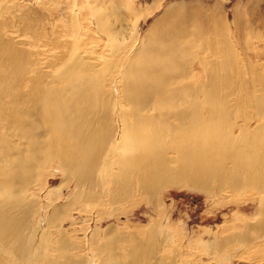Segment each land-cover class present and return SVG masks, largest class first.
Segmentation results:
<instances>
[{"label":"bare ground","instance_id":"6f19581e","mask_svg":"<svg viewBox=\"0 0 264 264\" xmlns=\"http://www.w3.org/2000/svg\"><path fill=\"white\" fill-rule=\"evenodd\" d=\"M164 2L156 0L148 13L136 6L137 0H87L82 6L79 0H64L67 38L45 43L57 55L45 64L55 66L52 75L37 71L27 77L28 51L0 30V120H8L11 129L0 143V264H174L161 256L159 245L175 249L179 237L168 231L160 238V219L154 229H143L145 239L117 226L104 232L95 228L87 242L97 245L102 237L105 244L94 246L86 262H76L68 251L81 247L78 240L69 231L50 232L49 227L67 219L62 216L74 207L72 198L88 203L90 184L107 185L108 200L117 203L132 194L157 200L163 189L179 185L231 198L256 197L261 206L255 225L241 215L235 221L264 231V68L246 60L241 64L215 13L210 14L215 24L205 30L181 5L183 12L176 4L168 6L141 41V24ZM35 16L33 12L31 18ZM210 31L223 42L221 49L214 38L216 44L209 48L205 33ZM83 44L101 64L88 62ZM198 48L212 54L201 59ZM195 61L207 73V82L192 86ZM106 82L118 87L112 99L104 91ZM251 121L258 125L252 128ZM55 161L64 167L66 179L48 199L75 180L77 191L54 218L46 216L47 224L29 232L33 205L25 196ZM236 234L213 247L202 235L192 239L191 248L210 246L221 259L217 264H225L230 241H251ZM213 237L212 243L218 239ZM117 242L127 246L118 252Z\"/></svg>","mask_w":264,"mask_h":264},{"label":"rangeland","instance_id":"374dc122","mask_svg":"<svg viewBox=\"0 0 264 264\" xmlns=\"http://www.w3.org/2000/svg\"><path fill=\"white\" fill-rule=\"evenodd\" d=\"M61 2H63V5L60 4ZM79 3L82 6L87 3V0H79ZM155 3L156 0H137L136 6L149 13L152 11ZM52 4L53 7H51ZM171 4H176L175 6L179 7H177V11L181 8L187 11V14L185 12L186 16L194 15V18L197 17L196 19L199 20L205 30L207 28L211 30L210 23L215 24L210 21V19L214 20L210 18V14L215 13L214 17L225 28L228 39L234 41L233 44H235L234 47L241 64L251 61L254 68L261 66L264 68V0H166L164 2V10L161 8L156 11L146 22L141 24V41L145 39L144 36L150 30L154 21L162 16L166 8ZM68 9L64 0H0V13L2 14H0V30L5 34L6 39H13L18 47L28 51L29 57L27 61L31 60V62L28 65L27 77H31L37 71L48 73V75L53 74L55 66H48L47 68L45 64L50 60L53 61L54 56L57 57V55H54L56 51L52 46L45 43L54 38H58L64 42L67 38L63 32L62 25L64 26L66 22L65 15L67 12L69 13ZM33 12L36 13L34 18L39 17L41 20L31 18ZM84 14L85 16L88 15L86 11ZM85 24H88L87 20H85ZM237 26H240L242 30H240V27L237 29ZM207 34L205 33L206 40L209 38L207 42H211L208 44L209 48L216 44L212 42L213 38L214 42H218L216 45L220 49L223 47V42L216 38V33L213 34L210 31V34ZM92 35V38H97L95 35ZM100 40L105 44V40ZM102 43L95 42L98 46L103 45ZM200 49L198 48V54L201 59L208 56L207 54H212L210 49L208 50L209 53L207 50H202L204 48ZM214 49L218 51L216 52L218 54L215 53L213 55L218 56L221 51L217 50L216 47ZM88 50L89 47L83 44L82 54L88 55V62L92 61L101 64L102 61L98 60L97 57L91 56ZM132 53H130L132 54L131 56L134 55V52ZM120 69L122 70V66L118 70L121 71ZM192 69L193 74L191 78L193 79H189L192 86L207 82V73L199 61L194 62ZM262 72L264 73V71ZM23 74H25V71ZM28 85L26 83L23 86L26 87ZM105 88L104 91L110 98L114 96V92L116 95L119 94L118 87L111 82H106ZM258 88L261 89L260 86ZM9 123L8 120H0L1 144L3 143L2 137L7 138V132L11 131V129L7 130L10 125ZM250 124L252 128L258 125L255 121H251ZM2 149L3 147L0 146V150ZM62 167L59 161H55L51 166L48 165L45 174L37 178L35 182L36 186H31L26 194L25 201L33 205V219L30 223L29 232L42 227L43 223L47 224L46 216L54 218L59 207L69 200L70 193L77 191L75 180L72 181L68 190L57 193L55 196L56 200L54 199L55 197L51 200L48 199V196L66 179V173L64 167ZM94 185H88V188L93 189L87 188V194L90 193L89 200H87L88 203L82 199L75 201L72 198L70 201L75 202L74 207L69 215L64 214L62 216V218L68 216L67 219L58 222L55 226L49 227L50 230L48 229L50 232L57 231L58 229L69 231L74 235L78 240L77 245L81 247L78 246L80 249L75 248V250L70 249L68 252L72 253L75 261L86 262L92 251L94 252L105 244L106 240L102 237L96 240L97 245L87 242V239L92 237L95 228H100L99 230L104 232L109 227L117 226L122 233H137L139 238L145 239L146 236L143 235V229H147V232L150 228L154 229V221L160 219L162 231L160 238L164 237L168 231L175 232L176 237H179L180 243H177L176 248L181 253L176 248L173 249L166 246L162 247L161 244L159 245L161 247V256H167L170 258V261L174 260L172 262L174 264H193L194 262L217 264L221 262V259L216 258L215 254L211 252L210 246L205 247V249L203 248L204 246L201 247L198 244L196 250L193 251L191 248L192 239L197 240L203 235L206 241H211V247H213L225 238H229L228 235L231 234L233 236L234 233H238L236 235L243 234L245 238H251V241L244 240L243 242H239L238 239L230 241L229 243L231 244L226 245V247H229L231 252L228 250L225 262L227 264H264V231L262 232L251 227V224L248 225L245 221H235L236 216L241 215L248 218L255 225L256 222L254 221L260 217L257 212L261 206L256 197H249L247 195L248 197L238 199L234 195L231 198L228 194L219 191H212L209 194L203 190L190 188L188 185H179L163 189L157 200H150V197L144 195L138 197L136 194H132L126 202L117 203L116 201L108 200L107 185ZM37 186H40L41 190ZM113 207H116V209L113 210ZM89 219H91V222H87ZM73 221L76 223H72ZM166 229L167 231H165ZM213 236L218 237V239L212 243ZM126 246V242H117L115 248L119 252L124 250ZM56 253L63 254V252ZM74 253L76 254L74 255Z\"/></svg>","mask_w":264,"mask_h":264}]
</instances>
